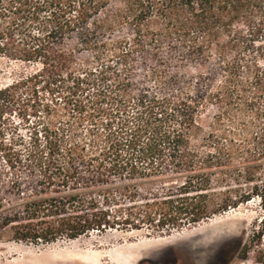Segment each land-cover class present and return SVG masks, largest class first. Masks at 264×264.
<instances>
[{
	"label": "trees",
	"instance_id": "trees-1",
	"mask_svg": "<svg viewBox=\"0 0 264 264\" xmlns=\"http://www.w3.org/2000/svg\"><path fill=\"white\" fill-rule=\"evenodd\" d=\"M0 20V53L26 25L21 57L41 64L0 87V116L45 83L74 118L44 125L46 145L31 148L36 191L0 175V243L163 234L264 204V127L241 117L264 109V0H0ZM141 52L158 91L135 85ZM207 104L216 113L206 125ZM86 120L88 137L78 132ZM261 223L239 251L264 264Z\"/></svg>",
	"mask_w": 264,
	"mask_h": 264
},
{
	"label": "rangeland",
	"instance_id": "rangeland-1",
	"mask_svg": "<svg viewBox=\"0 0 264 264\" xmlns=\"http://www.w3.org/2000/svg\"><path fill=\"white\" fill-rule=\"evenodd\" d=\"M0 24L5 27L8 22L0 20ZM27 32L26 25L18 26L14 40H10L5 52L0 53V87L41 69L39 62H30L21 57L25 48L24 33ZM81 57L91 56L85 53ZM162 57L169 63L170 68L176 66L174 55L168 48L162 52ZM132 59V78L135 85L138 83L142 87V84H148L154 92L158 91L157 85L145 77L153 66L150 55L135 53ZM182 71L190 75L200 72L189 63H186ZM47 87L45 83H39L36 89L32 87L27 90L20 101L9 106L0 116V175L3 181L15 173L21 175L22 190L26 194L38 189L36 174L32 173L34 170L27 165L26 158H29L33 146L40 144L38 149L41 150V146L46 145L43 126L55 128L67 120L74 119L69 118L59 92H47ZM215 113L216 107L207 104L201 120L207 125ZM241 117L256 125L252 128L253 131L264 127L262 108L255 109L250 117ZM78 126V132L82 133V136H90L88 129L91 125L88 120ZM18 196H13V199L20 200ZM262 219L264 204L260 198H254L199 224L169 233L150 234L146 229H114L104 233L92 232L77 239L63 237L51 243L4 241L0 243V264H92L86 258L90 252L94 254L96 264H113L110 250L130 245L132 247L128 251L129 255L125 256L126 260H130V264H263L255 261L253 253L247 258H242L239 251L240 244L248 240L255 226L263 225Z\"/></svg>",
	"mask_w": 264,
	"mask_h": 264
},
{
	"label": "bare ground",
	"instance_id": "bare-ground-1",
	"mask_svg": "<svg viewBox=\"0 0 264 264\" xmlns=\"http://www.w3.org/2000/svg\"><path fill=\"white\" fill-rule=\"evenodd\" d=\"M153 241V240H152ZM151 241V242H152ZM144 243V242H143ZM150 243V242H149ZM141 244V243H140ZM126 246V245H124ZM132 245L128 246V247H117L116 249H112L110 250L111 252L109 253V255L112 256V261L113 264H130V260L129 259H125V256L129 255L128 251H130ZM134 247V246H133ZM96 256V254H95ZM86 258L88 259V261H90L92 264H96V261L94 259V254L93 253H88L86 255ZM98 263V262H97ZM132 264V263H131Z\"/></svg>",
	"mask_w": 264,
	"mask_h": 264
},
{
	"label": "flooded vegetation",
	"instance_id": "flooded-vegetation-1",
	"mask_svg": "<svg viewBox=\"0 0 264 264\" xmlns=\"http://www.w3.org/2000/svg\"><path fill=\"white\" fill-rule=\"evenodd\" d=\"M64 263L67 264L66 262H63V263L59 262L58 264H64Z\"/></svg>",
	"mask_w": 264,
	"mask_h": 264
}]
</instances>
